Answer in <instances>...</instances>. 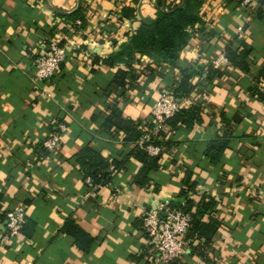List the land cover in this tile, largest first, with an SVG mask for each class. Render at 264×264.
<instances>
[{
    "label": "crops",
    "instance_id": "1",
    "mask_svg": "<svg viewBox=\"0 0 264 264\" xmlns=\"http://www.w3.org/2000/svg\"><path fill=\"white\" fill-rule=\"evenodd\" d=\"M137 1L0 0V264H157L143 217L164 199H180L193 183L184 197L195 202L214 197L221 223L206 259L187 251L188 264H264V103L250 93L264 66V18L258 17L264 3L237 7L235 0H201L203 22L181 52L182 62L208 63L226 52L234 36L233 46L245 40L254 47L251 72L230 62L220 67L225 74L209 86L202 122L165 128L171 143L162 151L160 168L150 172V185L140 187L135 176L142 164L127 159L139 141L104 129L109 103L146 132L156 102L180 69L166 65L148 79L143 68L151 60L143 56L135 64L138 78L123 94L113 84L117 70L127 68L107 67L102 58L127 41L141 20L157 14V0ZM80 6L81 25L62 16ZM123 6L135 8V18L120 20L116 11ZM199 27L215 31L209 46L202 45ZM55 38L67 47V57L47 84L52 96L43 97L35 59ZM222 111L229 119L237 112L245 118L234 125L229 147L215 164L205 151L224 132ZM60 122L67 130L56 153L45 155L43 141ZM86 146L125 160L124 168L108 184L94 186L76 160ZM20 205L26 207L24 230L5 243L2 219ZM68 221L93 237L89 251L65 229Z\"/></svg>",
    "mask_w": 264,
    "mask_h": 264
},
{
    "label": "trees",
    "instance_id": "2",
    "mask_svg": "<svg viewBox=\"0 0 264 264\" xmlns=\"http://www.w3.org/2000/svg\"><path fill=\"white\" fill-rule=\"evenodd\" d=\"M256 1L264 3V0ZM136 2L138 1L136 0ZM242 2L243 0H235L237 7ZM201 7V0H180L179 2L157 0L156 17L153 20H141L139 27L129 34L127 41L120 44L118 49L110 55L102 58V63L107 67H114L118 64L126 66L127 69L119 68L113 75L112 80L115 86L122 89V94L138 78L140 73L137 72L135 64H141L143 56L151 60V63L146 64L143 68L148 73V79L154 77L155 71L164 68L166 65L180 69L178 77L168 86L167 90L173 92L178 98L190 97L192 103L166 119L159 131L153 135L151 143L160 146L162 151L171 143V140L167 138L169 131H166V127L173 131L182 126L192 128L202 122V114L206 107L207 97L210 94L209 86L214 79L225 74V71L211 65V56L208 58V63L197 60L186 64L181 60V52L194 36L195 26L197 24L199 26L203 22ZM116 13L119 14L120 20L130 19L135 18L136 9L123 6ZM62 16L75 21L84 18L82 6ZM258 17L264 18L263 8L259 10ZM200 28H198V32L200 31L202 45L209 46V37L214 36L215 31H201ZM232 39L229 40V45L226 48V56L231 66L245 73L251 72L252 59L250 56L254 50L253 45L242 40L235 47L233 46L234 42L238 39L234 36ZM61 44L64 43L61 42ZM96 61H99V57L96 58ZM196 76L199 77V80L194 82ZM250 93L264 103V66L258 70L255 77V86L250 89ZM109 109L110 111L103 123L104 129L123 133L126 141H139L145 133L140 122L125 117L117 104L109 103ZM220 115L224 122V132L211 140L205 151L206 156L215 164L220 162L229 147L234 125L241 123L245 118L241 112H237L232 119L227 118L223 111ZM153 127L154 124L152 123L149 129ZM162 151L155 156L149 154L145 148L137 145L130 153L127 159L132 157L142 164L135 176V183L138 186L146 187L150 185L149 174L151 171L160 168ZM43 153L48 156L55 154L49 152L46 148ZM76 160L80 169L87 177L91 178V183L94 186L108 184L113 174L123 169L125 164V160L119 161L104 156L101 150L94 146H86L80 150L76 154ZM195 186V183L190 185L188 191L194 190ZM188 191H182L179 194L180 199L172 200L170 205L191 214L192 221L186 234L185 245L189 255H198L205 258V251L211 244L221 223L217 210L218 204L214 197L207 195H203L202 200L199 202H195L192 198H185L184 196L187 195ZM5 218L6 214L2 219L3 222ZM65 229L74 237L79 247L89 251L93 237L72 221L67 222ZM23 230L24 225L21 232ZM189 255L185 254L168 264H188Z\"/></svg>",
    "mask_w": 264,
    "mask_h": 264
},
{
    "label": "built area",
    "instance_id": "3",
    "mask_svg": "<svg viewBox=\"0 0 264 264\" xmlns=\"http://www.w3.org/2000/svg\"><path fill=\"white\" fill-rule=\"evenodd\" d=\"M254 0H243V5L251 4ZM77 25L82 24L81 19L75 21ZM198 27V24L196 25ZM239 35H243L244 29L238 27ZM67 57V47L61 44L59 39H52L36 58L34 78L40 84L39 93L43 97H51L48 83L56 76L62 63ZM229 60L225 51L218 52L211 61L212 65L220 68ZM46 82V83H45ZM45 83V84H43ZM190 97L178 98L171 91L162 92L159 100L152 110V123L154 127L147 129L139 140V146L145 148L151 155H159L162 148L151 143L155 135L162 127L166 119L174 113L191 105ZM67 130V125L58 123L47 134L43 141L44 147L51 153H56L63 133ZM169 199H164L155 207L149 209L143 217V226L149 235V244L153 247L157 264H168L170 261L179 258L187 253L186 234L191 226L192 216L184 210L172 207ZM26 220V207L17 206L6 212L4 221L5 232L1 240L5 243L13 236L19 235Z\"/></svg>",
    "mask_w": 264,
    "mask_h": 264
},
{
    "label": "rangeland",
    "instance_id": "4",
    "mask_svg": "<svg viewBox=\"0 0 264 264\" xmlns=\"http://www.w3.org/2000/svg\"><path fill=\"white\" fill-rule=\"evenodd\" d=\"M215 55L216 54H214V55L211 56V60H213L216 57ZM211 65H212V63H211Z\"/></svg>",
    "mask_w": 264,
    "mask_h": 264
}]
</instances>
